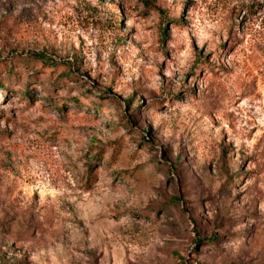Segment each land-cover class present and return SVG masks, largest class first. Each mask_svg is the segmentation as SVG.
Listing matches in <instances>:
<instances>
[{
    "label": "rangeland",
    "instance_id": "1",
    "mask_svg": "<svg viewBox=\"0 0 264 264\" xmlns=\"http://www.w3.org/2000/svg\"><path fill=\"white\" fill-rule=\"evenodd\" d=\"M0 264H264V0H0Z\"/></svg>",
    "mask_w": 264,
    "mask_h": 264
},
{
    "label": "trees",
    "instance_id": "2",
    "mask_svg": "<svg viewBox=\"0 0 264 264\" xmlns=\"http://www.w3.org/2000/svg\"><path fill=\"white\" fill-rule=\"evenodd\" d=\"M89 168H91V165H90V167Z\"/></svg>",
    "mask_w": 264,
    "mask_h": 264
}]
</instances>
